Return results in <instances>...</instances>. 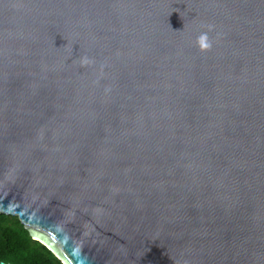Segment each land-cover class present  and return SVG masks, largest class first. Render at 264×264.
I'll return each mask as SVG.
<instances>
[{"label": "water", "instance_id": "1", "mask_svg": "<svg viewBox=\"0 0 264 264\" xmlns=\"http://www.w3.org/2000/svg\"><path fill=\"white\" fill-rule=\"evenodd\" d=\"M0 212L64 264H264V0H0Z\"/></svg>", "mask_w": 264, "mask_h": 264}, {"label": "trees", "instance_id": "2", "mask_svg": "<svg viewBox=\"0 0 264 264\" xmlns=\"http://www.w3.org/2000/svg\"><path fill=\"white\" fill-rule=\"evenodd\" d=\"M0 261L13 264H64L56 254L34 239L17 215L0 212Z\"/></svg>", "mask_w": 264, "mask_h": 264}, {"label": "clouds", "instance_id": "3", "mask_svg": "<svg viewBox=\"0 0 264 264\" xmlns=\"http://www.w3.org/2000/svg\"><path fill=\"white\" fill-rule=\"evenodd\" d=\"M209 30H211V26H209ZM195 44L200 50H207L211 47V42L208 39L207 32H201L195 38Z\"/></svg>", "mask_w": 264, "mask_h": 264}]
</instances>
